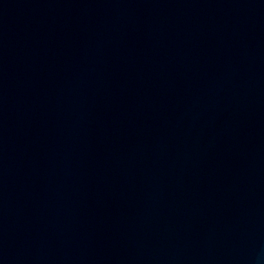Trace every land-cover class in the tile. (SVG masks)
Here are the masks:
<instances>
[{"label": "water", "instance_id": "1", "mask_svg": "<svg viewBox=\"0 0 264 264\" xmlns=\"http://www.w3.org/2000/svg\"><path fill=\"white\" fill-rule=\"evenodd\" d=\"M0 264H264V0H0Z\"/></svg>", "mask_w": 264, "mask_h": 264}]
</instances>
